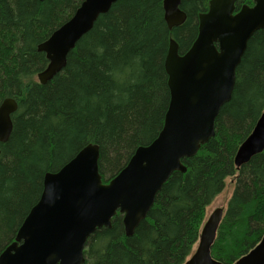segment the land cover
<instances>
[{
    "label": "trees",
    "instance_id": "1",
    "mask_svg": "<svg viewBox=\"0 0 264 264\" xmlns=\"http://www.w3.org/2000/svg\"><path fill=\"white\" fill-rule=\"evenodd\" d=\"M210 0H182L185 23L168 31L162 0H118L100 15L51 81L33 80L47 61L37 45L66 22L82 0H0V103L17 102L8 141L0 143V253L8 246L56 172L83 147H99L104 183L150 144L163 127L170 95L164 61L173 39L185 53L197 37L198 16ZM253 0H236L235 7ZM264 112V29L255 32L235 72L231 100L215 120V135L183 159L156 195L133 236L122 216L87 240L84 264H183L207 208L235 178L211 248L232 264L264 234V152L237 170L234 155Z\"/></svg>",
    "mask_w": 264,
    "mask_h": 264
},
{
    "label": "water",
    "instance_id": "2",
    "mask_svg": "<svg viewBox=\"0 0 264 264\" xmlns=\"http://www.w3.org/2000/svg\"><path fill=\"white\" fill-rule=\"evenodd\" d=\"M42 2L43 0H39ZM118 0H82L72 16L37 45L47 61L37 75L45 85L66 66L76 43ZM182 0H162L168 31L182 26ZM236 0H210L198 16L197 37L183 54L169 40L164 61L170 100L163 127L148 145L135 149L125 167L104 183L98 171L99 147L88 144L56 172H48L42 192L19 226L14 240L0 253V264H84L87 240L110 228L122 216L124 235L131 237L145 220L156 195L173 172L184 174L183 159L194 157L214 137L215 120L231 100L235 72L252 35L264 29V0L235 7ZM17 102L0 103V143L8 141ZM264 152V112L234 155L239 170ZM224 210L216 208L204 221L195 249L183 264H223L211 256ZM232 264H264V234Z\"/></svg>",
    "mask_w": 264,
    "mask_h": 264
},
{
    "label": "rangeland",
    "instance_id": "3",
    "mask_svg": "<svg viewBox=\"0 0 264 264\" xmlns=\"http://www.w3.org/2000/svg\"><path fill=\"white\" fill-rule=\"evenodd\" d=\"M33 80L37 81L36 76L34 77ZM234 181L235 178L226 179L224 190L214 199L213 203L207 208L205 220L216 208H222L223 210H225L227 202L230 199L234 189Z\"/></svg>",
    "mask_w": 264,
    "mask_h": 264
}]
</instances>
